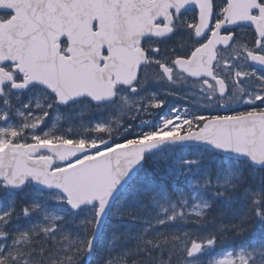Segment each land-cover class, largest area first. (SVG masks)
<instances>
[{
  "label": "snow or ice",
  "instance_id": "snow-or-ice-1",
  "mask_svg": "<svg viewBox=\"0 0 264 264\" xmlns=\"http://www.w3.org/2000/svg\"><path fill=\"white\" fill-rule=\"evenodd\" d=\"M0 264H264V0H0Z\"/></svg>",
  "mask_w": 264,
  "mask_h": 264
}]
</instances>
